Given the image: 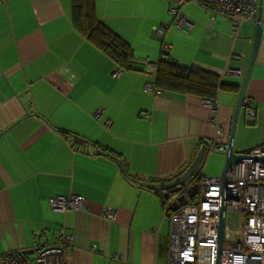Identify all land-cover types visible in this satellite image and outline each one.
<instances>
[{"label":"crops","instance_id":"0c3cea01","mask_svg":"<svg viewBox=\"0 0 264 264\" xmlns=\"http://www.w3.org/2000/svg\"><path fill=\"white\" fill-rule=\"evenodd\" d=\"M171 1L95 0V11L131 46L133 60L156 65L168 45L172 61L215 74L229 86L215 99L220 140L204 99L145 91L156 81L155 68L154 75L141 66L113 78L118 64L74 26L72 0L0 4V257L13 251L32 255L37 232L52 240L65 227L74 237L67 264H167L165 205L157 191L139 182L174 180L203 146H228L256 32V24H245L235 36L228 21L212 20L194 3L182 8L193 30L178 29L171 26ZM261 27L246 91L256 118L248 123L241 109L237 151L264 143V8ZM157 28H165L164 35ZM100 109L104 116L95 120ZM214 154L222 153L207 159ZM204 169L199 173L208 178ZM70 195L82 197L85 210L53 211L54 197ZM107 208L117 212L114 222L102 218Z\"/></svg>","mask_w":264,"mask_h":264},{"label":"built area","instance_id":"2783aa9c","mask_svg":"<svg viewBox=\"0 0 264 264\" xmlns=\"http://www.w3.org/2000/svg\"><path fill=\"white\" fill-rule=\"evenodd\" d=\"M4 0H0L2 4ZM194 3L212 20L228 21L235 36L245 24H257L258 8L261 0H172L170 14L174 20L171 26L191 32L194 25L182 15V8ZM264 8V3L261 5ZM169 27V26H168ZM157 35H164L165 28H157ZM168 50L170 47L164 45ZM241 60V57H235ZM146 66L150 75L155 67L150 62H137ZM126 71L118 68L113 78H120ZM241 75V72H235ZM147 93L163 96L164 91L154 83L145 85ZM209 109V124L217 127L220 140L224 132L219 126V103L217 100H205ZM243 108L246 110L247 121L252 123L256 118L253 101L245 97ZM104 116L100 109L94 114L99 120ZM112 123L106 121L104 128L110 130ZM227 145L215 142L208 154L226 153ZM242 152V151H239ZM243 154L253 158L264 159V143ZM195 183L199 185L198 200L181 207L167 216L172 201L165 208L170 223L169 251L167 264H264V162L242 161L233 166L227 173L224 185L219 179H211L198 173ZM53 211L66 214L70 211L85 210L84 200L80 196H56L51 200ZM225 213L224 240L219 248V228L221 214ZM234 218L233 224L228 217ZM117 212L107 208L102 218L114 222ZM37 246L32 255L22 251H13L0 257V264H67L66 254L74 248V237L65 227H61L52 240L44 237L41 232L36 234ZM115 259H120L118 256ZM122 261V259H120Z\"/></svg>","mask_w":264,"mask_h":264},{"label":"trees","instance_id":"16d2710c","mask_svg":"<svg viewBox=\"0 0 264 264\" xmlns=\"http://www.w3.org/2000/svg\"><path fill=\"white\" fill-rule=\"evenodd\" d=\"M72 19L77 30L109 55L118 64V68L126 72L140 71L143 65L133 60L131 46L97 19L95 0H72ZM163 50V58L154 67L156 72L154 84L157 88L164 92L195 95L204 100H214L220 91L229 90V86L220 84L219 76L196 68L183 67L167 56V50L164 48ZM154 72L150 75H154ZM200 170L201 167L198 171ZM158 194L161 195L166 208L172 197L166 196L165 192ZM198 195L189 203L194 204L198 200ZM172 213L170 208L167 216Z\"/></svg>","mask_w":264,"mask_h":264},{"label":"water","instance_id":"95a60500","mask_svg":"<svg viewBox=\"0 0 264 264\" xmlns=\"http://www.w3.org/2000/svg\"><path fill=\"white\" fill-rule=\"evenodd\" d=\"M263 14V7L260 5L258 8V14H257V24H256V32H255V38L253 43V49L250 56L249 64L247 71L244 76V81L241 87V91L239 94L237 106L235 108L233 122H232V128H231V136L230 141L228 144L227 152L224 153L226 160H225V166L222 173V176L220 177V180L225 185L227 182V173L229 170L235 166L241 163L242 161H252V162H264V159H258L253 158L251 156L243 154L244 151L239 152L234 149V135H235V129L237 126V121L241 112V109L243 108V101L246 97V91L247 86L249 83V79L251 77V72L257 57V53L260 46L261 41V33H262V27H261V18ZM208 147L203 146L199 152L197 153L193 163L189 166V168L179 177L175 178L174 180H171L169 182L165 183H141L139 184L141 186H144L146 188L152 189L157 192H165L166 196H171L173 199L171 210L173 212L177 211L183 206H186L189 204L190 200L193 199L197 194L199 190V185L195 183V178L197 177L199 173V168L201 167V163L206 161L208 157ZM116 163L118 164L119 168L124 172V166L123 163L115 158ZM224 224H225V213L222 212L221 214V225L219 228V248L221 249L223 240H224ZM27 255H31L30 253H25ZM218 264H220L218 262Z\"/></svg>","mask_w":264,"mask_h":264},{"label":"rangeland","instance_id":"374dc122","mask_svg":"<svg viewBox=\"0 0 264 264\" xmlns=\"http://www.w3.org/2000/svg\"><path fill=\"white\" fill-rule=\"evenodd\" d=\"M226 157L224 154H214L207 159L201 167L205 166V175L211 179H219L222 176L224 166H225ZM228 220L233 224L234 218L232 216L228 217Z\"/></svg>","mask_w":264,"mask_h":264}]
</instances>
